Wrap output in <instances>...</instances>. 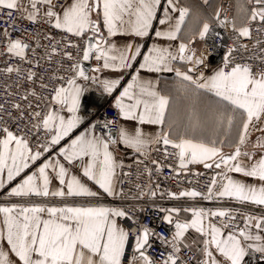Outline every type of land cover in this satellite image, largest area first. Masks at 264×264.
Wrapping results in <instances>:
<instances>
[{
  "label": "snow or ice",
  "instance_id": "obj_1",
  "mask_svg": "<svg viewBox=\"0 0 264 264\" xmlns=\"http://www.w3.org/2000/svg\"><path fill=\"white\" fill-rule=\"evenodd\" d=\"M0 17V190L45 157L4 196L0 264H264V0H0ZM94 91L116 117L92 122ZM190 165L212 170L206 190H161L165 167L204 175ZM149 207L167 234L141 221Z\"/></svg>",
  "mask_w": 264,
  "mask_h": 264
},
{
  "label": "built area",
  "instance_id": "obj_2",
  "mask_svg": "<svg viewBox=\"0 0 264 264\" xmlns=\"http://www.w3.org/2000/svg\"><path fill=\"white\" fill-rule=\"evenodd\" d=\"M54 2L59 3L60 0H54ZM230 3L232 4L231 0H224L223 2V7L224 8H228ZM233 11V9H232ZM20 27H27L29 31H32V25L27 24L26 21H19L18 22ZM6 25L3 23V17H0V29L5 28ZM14 36H18L20 35L18 32L13 33ZM255 35V32H254ZM29 39H31V37H28ZM247 42V41H246ZM254 42V41H253ZM3 59V58H0ZM211 59V58H210ZM213 63H215V60L213 59ZM4 65L2 63H0V67H3ZM13 79H15L13 77ZM0 81H3V77H0ZM37 90H39L38 85H37ZM5 95V93L0 90V97H3ZM82 104L84 105V108L82 109L83 111H86L89 115V118L95 117V119H93V123H95L97 120H99L101 123L104 122L105 119L107 118H114L117 115V110L114 108V106H112L111 102H109L108 99H102L100 97H98L97 92H92L89 93L87 95V97L82 101ZM57 146L56 149H54L51 153L46 154L47 156L51 155L52 153L56 152L57 150ZM154 155H160L159 153H154ZM132 162V161H131ZM129 162V163H131ZM162 163H164L165 165H167L168 163H171V161H161ZM127 164V163H125ZM127 170V169H125ZM133 172H135V169H133ZM192 172L195 173H202L204 175H201L200 177H196L193 176L191 174H188L187 177H185L184 175H181L178 180H179V184L177 183V180L175 179H167L165 180V177H171L172 173L170 172V170L165 167V170L163 172V174L159 177V182L161 184V190H164L165 188H167L170 191H174V192H179L180 190H183L185 188H190V187H196L202 191L206 190V185L208 183V178L212 175V170H208V169H192ZM135 179V175H133V180ZM155 179V177H154ZM191 180L192 184L190 185L188 183V181ZM197 180H199V182L197 183ZM124 190L127 192L128 188H129V184L128 182H125L123 184ZM158 197H159V193H158ZM13 200H15L14 198H12ZM0 202H11V201H5L4 200V196L2 194H0ZM102 202L107 205V206H121L122 202L119 200H113L111 197H103ZM124 204H129L131 203V201H124ZM141 203H144L143 201H141ZM157 203L163 204V206L165 207H172L174 204L180 203V202H176V201H172L170 199H168L167 197L164 198V200H159L157 199ZM201 206H205V207H219L220 205H216L214 203H210L207 201H200ZM223 206L225 207H230V208H240L241 206L238 204H235L234 202H230V201H225ZM248 211H253L256 213H259L260 209L255 208L254 206H250L248 207ZM140 218L141 221L144 224H147L148 226L156 229L158 232L162 233V234H167L165 231V227L159 224V220L158 218L153 214L152 209L149 207L148 211L145 213H141L140 214ZM241 225H242V221H240ZM161 251V246L159 244V241H155L154 242V249L152 250V254L156 256L157 259H159L160 257L157 255V253H159Z\"/></svg>",
  "mask_w": 264,
  "mask_h": 264
},
{
  "label": "crops",
  "instance_id": "obj_3",
  "mask_svg": "<svg viewBox=\"0 0 264 264\" xmlns=\"http://www.w3.org/2000/svg\"><path fill=\"white\" fill-rule=\"evenodd\" d=\"M68 2L70 3L71 0H68ZM219 2L222 3V5H223L224 0H219ZM231 2H232L233 5L235 4V0H231ZM233 12H234V8H233ZM158 15H162V13H158ZM155 27H159V25L156 24ZM114 39H129V38H114ZM134 39H136L137 43L140 42L139 38H134ZM157 39L158 38H155V36H154V32L153 33H150V37L149 38H145V40H146V47L144 49H142V53L146 52L147 46H150ZM158 42L161 45H164V46H167V44L169 43V42L163 41V40H158ZM172 43L175 46L176 44L179 43V41L172 42ZM138 61H141L142 62V57H138ZM92 65L95 66V61L94 60L92 61ZM136 67H138V64L134 65L133 66V69H135ZM129 72L132 73V74H134L133 70H129ZM141 75H149V74H146V73H144L143 70H141ZM151 75H155V74H151ZM168 75H170V74H168ZM112 76H113V78H118V77L121 76V74L120 73H112ZM130 78H131L130 75H124L123 76V79H122V85H126V83L130 80ZM121 90H122V88H118L117 89V92L114 93V95H117L118 92L121 91ZM97 94H98V97H100L102 99H108L109 101H111L112 106H114V100H111L110 97H108V98L102 97L100 95V93H98V92H97ZM121 123L127 124L129 126H134V124H135V122H124V121H121ZM143 127H144V130L145 131H148V132L155 131V126L145 125ZM82 130H83V126H81L80 128H77V129L73 130V132L70 134V136L69 137H66L65 140L61 141V145H58L57 147L59 148L60 146L66 144L70 139L74 138ZM256 135H258V133L253 134V137H252L253 140H255V136ZM117 147L119 149V151L116 153L117 161L118 162H123V163H129V162H131L132 161L130 159V157L132 155L131 149H125L123 145H118ZM58 148H57V150H58ZM225 151L227 152V151H230V150L227 149V148H225ZM55 155H56V152L52 153L49 156H55ZM44 158L45 157H42V159L40 161H37L36 164L32 165L29 169H26L25 172L22 173L20 177H17L14 181L11 182V184H8L4 190H0V194H2L3 196H5L6 193H7V191H9L11 189V187H14L21 180V178L23 176H25L26 174H30L32 171H34L43 162ZM60 159H61L62 162H64L62 157H60ZM64 163L66 164V162H64ZM190 168L191 169H204L202 165H190ZM73 172H74V174L79 175L80 174V169L79 168H75V169H73ZM5 176H6V174H5ZM233 176L235 178H237V179H247V182H249V183H257L256 181H253L251 178H243L239 174H233ZM84 180H85L86 183H88V185L90 187L93 188V190H98L99 191V189H98V187L96 185H93L90 181H87L86 178H84ZM52 183H53V186L54 187L55 186H58V181H56L55 179H53V182ZM104 197H107L106 194H105ZM14 199H16V198H14ZM6 203H10V202H0V206H3ZM188 215L190 217V213ZM118 222L119 223H123V221H120V220H118ZM189 235L190 236H193L195 234H193V233L190 232ZM4 246H5V248H7L6 241L4 242Z\"/></svg>",
  "mask_w": 264,
  "mask_h": 264
},
{
  "label": "water",
  "instance_id": "obj_4",
  "mask_svg": "<svg viewBox=\"0 0 264 264\" xmlns=\"http://www.w3.org/2000/svg\"><path fill=\"white\" fill-rule=\"evenodd\" d=\"M85 64H86V65H91V66H93V65H92V61H90V62H85Z\"/></svg>",
  "mask_w": 264,
  "mask_h": 264
}]
</instances>
